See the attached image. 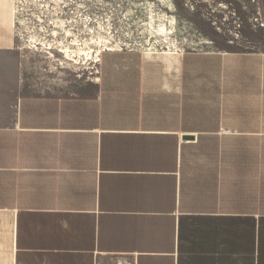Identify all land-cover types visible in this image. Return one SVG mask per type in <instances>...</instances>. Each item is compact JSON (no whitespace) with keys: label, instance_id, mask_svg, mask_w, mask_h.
I'll return each instance as SVG.
<instances>
[{"label":"crops","instance_id":"obj_1","mask_svg":"<svg viewBox=\"0 0 264 264\" xmlns=\"http://www.w3.org/2000/svg\"><path fill=\"white\" fill-rule=\"evenodd\" d=\"M0 33V264H264V47L104 50L22 95Z\"/></svg>","mask_w":264,"mask_h":264},{"label":"rangeland","instance_id":"obj_2","mask_svg":"<svg viewBox=\"0 0 264 264\" xmlns=\"http://www.w3.org/2000/svg\"><path fill=\"white\" fill-rule=\"evenodd\" d=\"M0 33L22 95L84 94L104 50L263 48L264 0H0Z\"/></svg>","mask_w":264,"mask_h":264},{"label":"bare ground","instance_id":"obj_3","mask_svg":"<svg viewBox=\"0 0 264 264\" xmlns=\"http://www.w3.org/2000/svg\"><path fill=\"white\" fill-rule=\"evenodd\" d=\"M91 52V51H90ZM77 53V52H76ZM88 53H89V51H88Z\"/></svg>","mask_w":264,"mask_h":264}]
</instances>
